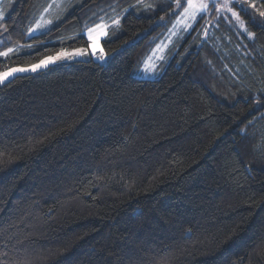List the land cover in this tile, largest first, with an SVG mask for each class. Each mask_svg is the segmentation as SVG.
<instances>
[{
	"label": "trees",
	"instance_id": "trees-1",
	"mask_svg": "<svg viewBox=\"0 0 264 264\" xmlns=\"http://www.w3.org/2000/svg\"><path fill=\"white\" fill-rule=\"evenodd\" d=\"M3 2L0 51L36 47L0 71L87 48L70 39L86 21L128 11L105 62L0 84V264H264V0L232 4L247 31L202 14L153 79L132 72L175 0H69L33 35L50 0Z\"/></svg>",
	"mask_w": 264,
	"mask_h": 264
},
{
	"label": "snow or ice",
	"instance_id": "snow-or-ice-1",
	"mask_svg": "<svg viewBox=\"0 0 264 264\" xmlns=\"http://www.w3.org/2000/svg\"><path fill=\"white\" fill-rule=\"evenodd\" d=\"M172 2L173 0H168L169 4H171ZM232 4H236L242 12L247 14V9L244 7V3L242 2V0H222V2L219 3L217 2V0H186V5L185 0H175L174 7L170 10L169 15H174L177 11L183 8L181 16L186 19H190L193 22L192 24L185 25V31H188L191 27L194 26L195 23H198L199 17L202 14L208 13L210 8H214L217 16H220V14L224 12H230L235 21L239 23L241 30L247 31L245 22L240 19V15L232 10ZM51 7L52 5H49V8ZM140 7H143L144 10L153 9V5L145 4L144 0H137V3L135 5H129V8ZM251 7H255V5L253 4L251 5ZM49 8H45L44 12H48ZM127 11L128 8L123 9L119 15L115 16V18H110L106 15H102L99 17L98 22L92 24V26H88V22L86 21L83 27L75 34V36L71 37L70 39H82L86 35V43H88L89 47L92 49L91 55L96 56V45L101 40L107 42V38L110 35V30L113 28L118 29L120 27L121 18L127 13ZM113 12H115V9H113ZM259 16L264 17V11L259 12ZM4 17L5 12L3 10H0V32L6 34L9 32V26L2 22ZM57 19L60 18L57 17ZM160 19L161 21H163L164 17H161ZM250 22L255 23L256 18L250 17ZM53 23V20H43L42 22L38 21L34 27H30L28 29L25 35L32 34L36 31H41V33L43 34V31L48 30V26ZM247 35L249 39L254 38V33L248 32ZM7 38L9 40L11 39L10 36H8ZM0 43H3V41H0ZM38 43L43 45L44 41L41 40L38 41ZM35 47L36 46L33 44H22L16 47L7 48L5 51H0V57L7 59L10 57V54H18L22 49L31 50ZM88 54L89 53L87 48H77L73 51H66L64 49H61L55 55L45 56L44 58L40 59L38 63L32 64L29 67H15L8 68L5 71H0V84L5 83L15 73L26 71L35 72L40 68L47 67L49 64H55L63 60H72L75 57L85 56ZM97 58L101 61L106 58L102 50Z\"/></svg>",
	"mask_w": 264,
	"mask_h": 264
},
{
	"label": "rangeland",
	"instance_id": "rangeland-1",
	"mask_svg": "<svg viewBox=\"0 0 264 264\" xmlns=\"http://www.w3.org/2000/svg\"><path fill=\"white\" fill-rule=\"evenodd\" d=\"M249 1H251V2L254 1L255 2L256 0H249ZM217 2L218 3L222 2V0H217ZM4 4L5 3L3 2V0H0V10H3ZM49 5H52V7L49 8ZM185 5H186V0H185ZM68 6H69V0H50L48 6L46 7V8H49V11L48 12H44V10H43L40 13V15L38 16L36 22L33 24L32 27H34L38 21H40V22H42L43 20H53V21H55L57 19L58 15L60 16L61 13L67 11V7ZM232 10L236 12V10H234L233 8H232ZM209 11L216 12L214 8H210ZM182 12H183V8L178 13V15L174 18V20L171 22L170 26L164 32L163 36H161V38H159L157 40V42L151 48L149 53L141 60L140 65L137 68L134 69V71L132 72V75L134 77L142 78V79H153V78H156V77H158L160 75L164 64L167 63L166 58H167L168 50L176 42H179L192 28L191 27L188 31H185V25L186 24H192L193 22L190 19H186V18L182 17L181 16ZM221 14L225 15V17H228L227 15H229L230 16L229 21L233 25H235L237 28H239L241 30L239 23L235 21V19L231 16L230 12H224V13H221ZM216 15H217V13H216ZM207 23H208V21H205V24H207ZM53 24L49 25L48 29H50L53 26ZM39 32H41V31H36V32H34L32 34H29V35H33V34H36V33H39ZM86 39H87V37H86ZM75 49H77V48L66 49V51H73ZM87 49H88V53H89L88 55L75 57L72 60L59 61V62H57L55 64H49L48 66L56 65V64H59V63H62V62H70V61H74V60H84V59H93L95 61H99V62L103 63L108 58V55L103 50L101 41H99V43L96 45V56L91 55L92 49L89 47V44H88ZM101 50L104 52L105 57H106L103 61H101V60H99L97 58L99 56ZM11 55L12 54H10V56ZM38 62H36V63H38ZM162 63H164V64L161 65ZM29 66L30 65L14 66V67H11V68H15V67H29ZM45 68L46 67L40 68L37 71L45 69ZM37 71H35V72H37ZM27 73H34V72H32V71L19 72V73H15L13 76L18 75V74H27ZM12 77H10V78H12Z\"/></svg>",
	"mask_w": 264,
	"mask_h": 264
}]
</instances>
